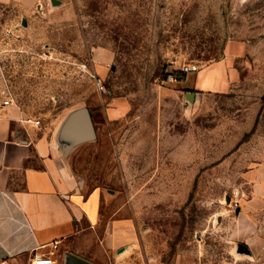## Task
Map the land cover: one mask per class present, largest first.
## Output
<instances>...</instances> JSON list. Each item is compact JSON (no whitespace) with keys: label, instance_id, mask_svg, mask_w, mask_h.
<instances>
[{"label":"rangeland","instance_id":"obj_1","mask_svg":"<svg viewBox=\"0 0 264 264\" xmlns=\"http://www.w3.org/2000/svg\"><path fill=\"white\" fill-rule=\"evenodd\" d=\"M23 7L0 5L8 93L28 94L43 127L90 110L96 138L76 145L71 165L85 193L112 191L107 221H129L117 263L264 264V0ZM224 59L232 87L189 99L193 74ZM173 71L185 89L172 90ZM115 99L126 110L111 119Z\"/></svg>","mask_w":264,"mask_h":264},{"label":"crops","instance_id":"obj_2","mask_svg":"<svg viewBox=\"0 0 264 264\" xmlns=\"http://www.w3.org/2000/svg\"><path fill=\"white\" fill-rule=\"evenodd\" d=\"M29 1L0 0V5L23 7ZM217 65L193 74L187 90L232 87L237 73L228 71L225 59ZM175 81L172 90L186 88L185 81ZM0 94V264H33L41 253H52L55 264H118L123 223L129 221H107L102 215L111 190L83 191L71 165L76 148L56 151L69 144L61 134L62 121L43 127L35 123L39 118L28 117V94L22 100L9 95L2 66ZM125 110L126 104L115 99L106 113L117 119Z\"/></svg>","mask_w":264,"mask_h":264},{"label":"water","instance_id":"obj_3","mask_svg":"<svg viewBox=\"0 0 264 264\" xmlns=\"http://www.w3.org/2000/svg\"><path fill=\"white\" fill-rule=\"evenodd\" d=\"M195 92L188 91L186 96L192 99ZM61 134L67 138V149L57 148V152L69 153L80 143L96 138V129L90 110L83 106L72 110L61 122Z\"/></svg>","mask_w":264,"mask_h":264},{"label":"built area","instance_id":"obj_4","mask_svg":"<svg viewBox=\"0 0 264 264\" xmlns=\"http://www.w3.org/2000/svg\"><path fill=\"white\" fill-rule=\"evenodd\" d=\"M196 68L192 64H184L180 68L181 73H189L194 71ZM167 79L170 81L177 80L176 71L168 73ZM9 100H5L4 103H8ZM40 120H35L36 124H40ZM33 264H55V260L53 258L52 253H41V254H35L33 258Z\"/></svg>","mask_w":264,"mask_h":264}]
</instances>
